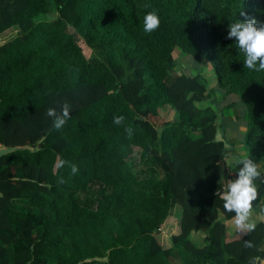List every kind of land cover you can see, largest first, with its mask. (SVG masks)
I'll return each mask as SVG.
<instances>
[{
	"label": "trees",
	"instance_id": "obj_1",
	"mask_svg": "<svg viewBox=\"0 0 264 264\" xmlns=\"http://www.w3.org/2000/svg\"><path fill=\"white\" fill-rule=\"evenodd\" d=\"M152 11L160 24L145 32ZM246 18L264 22V0H0V34L14 32L0 45V146H29L0 156V264H264V222L230 235L235 214L216 195L235 169L215 96L173 56L212 65L214 89L243 103L248 157L264 163V70L227 38ZM64 102L57 130L46 110ZM164 106L174 117L158 133L140 122Z\"/></svg>",
	"mask_w": 264,
	"mask_h": 264
},
{
	"label": "clouds",
	"instance_id": "obj_2",
	"mask_svg": "<svg viewBox=\"0 0 264 264\" xmlns=\"http://www.w3.org/2000/svg\"><path fill=\"white\" fill-rule=\"evenodd\" d=\"M242 16L246 13L241 12ZM160 20L155 11L148 12L144 16V31L152 32L159 27ZM227 38H234L237 47L244 53V67L251 70H264V22L255 18L236 20L228 24ZM258 65V67H257ZM71 104L64 102L60 105V111L49 107L46 115L52 118V127L59 130L70 118ZM114 123L121 124L123 116H114ZM131 134V129H126ZM68 162L61 159L56 165L57 169L63 167ZM235 178L226 188H218L216 195L223 201L225 212L234 213V223L241 234H246L255 230L257 224L252 219V205L258 197L257 180L264 184V176L257 162L250 157L235 159ZM72 175L77 174L78 167L71 165ZM60 182H63L61 178ZM244 246L254 248L252 241L246 240ZM259 257H252L250 264H256Z\"/></svg>",
	"mask_w": 264,
	"mask_h": 264
},
{
	"label": "rangeland",
	"instance_id": "obj_3",
	"mask_svg": "<svg viewBox=\"0 0 264 264\" xmlns=\"http://www.w3.org/2000/svg\"><path fill=\"white\" fill-rule=\"evenodd\" d=\"M12 34H14V32L11 30L0 34V45L5 43L9 38H11ZM80 44L83 47L85 55L88 56L91 52V49L82 40L80 41ZM173 56L176 60L177 71L183 70L184 73L200 72L207 79L208 90L213 96H215L214 104L217 106V109L220 112L216 120V126L218 129L217 138H221L223 134L225 138L231 141L239 143L243 140V144L246 147L245 136L243 135V128H247V115L244 111L243 103L240 98L235 94L220 95L214 89L216 86V75L212 69L211 64H208L206 67L201 68L192 56L184 53L179 48L174 49ZM207 103L208 102L206 101H202L199 104L205 105ZM173 117L174 110L169 106H164L159 110V114L148 113L143 115V119H141L140 122L144 125H147L151 128V130L158 133V124L165 123L171 120ZM237 146L239 148L242 147L239 144ZM237 152H239V150H237ZM226 157L227 162H231L234 158L233 156H229L228 154ZM261 200L262 196L258 195L257 199L255 200L257 205H260ZM255 207L258 208V206ZM180 214L181 207L176 204L172 210V216L168 220L166 226H163V228L160 230V240L163 241L165 244H168L170 242L171 236L177 232ZM229 224L232 225L233 223L231 222ZM203 237V233H193L189 236V238L192 239L193 242L198 245L203 243Z\"/></svg>",
	"mask_w": 264,
	"mask_h": 264
},
{
	"label": "crops",
	"instance_id": "obj_4",
	"mask_svg": "<svg viewBox=\"0 0 264 264\" xmlns=\"http://www.w3.org/2000/svg\"><path fill=\"white\" fill-rule=\"evenodd\" d=\"M245 132H246V129L244 127L243 128V135L244 136H245ZM229 142H230L231 147L228 150V155L233 156L234 158L231 162H227V160H226L227 157H226L225 162H226V164H230L235 169L236 168L235 159L236 158H242V157H248V153H247V149H246L245 145L243 144L244 143L243 140L239 143L235 142V141H231V140H229ZM238 144L241 145L242 147L239 148L237 146ZM237 150H239V152H237ZM257 164L261 169L262 176H264V163H257ZM256 183L258 185V193H259L258 195L262 196V200H261L260 205H257V203L255 201H253L252 219L256 222H258V221L264 222V184H261V182L259 180H257ZM255 206H258V208H256ZM231 222L233 223L232 225L229 224ZM227 223L229 224L228 227H229L230 235L235 234L237 232V227L234 223V220L233 219L228 220ZM263 247H264V244H263Z\"/></svg>",
	"mask_w": 264,
	"mask_h": 264
},
{
	"label": "water",
	"instance_id": "obj_5",
	"mask_svg": "<svg viewBox=\"0 0 264 264\" xmlns=\"http://www.w3.org/2000/svg\"><path fill=\"white\" fill-rule=\"evenodd\" d=\"M29 146H14V147H7V146H0V156L7 154L9 152L22 149V148H27Z\"/></svg>",
	"mask_w": 264,
	"mask_h": 264
}]
</instances>
